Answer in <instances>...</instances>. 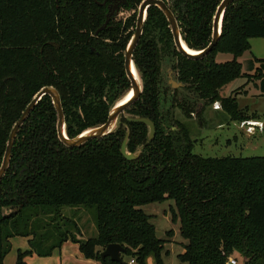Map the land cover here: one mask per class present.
Returning a JSON list of instances; mask_svg holds the SVG:
<instances>
[{
	"label": "trees",
	"instance_id": "trees-1",
	"mask_svg": "<svg viewBox=\"0 0 264 264\" xmlns=\"http://www.w3.org/2000/svg\"><path fill=\"white\" fill-rule=\"evenodd\" d=\"M141 1L120 0L131 15L105 24L112 0H0V164L13 124L45 86L60 95L69 138L106 121L130 89L124 50ZM163 1L185 44L205 48L221 0ZM253 37H264V0H235L213 49L203 58H187L177 51L164 14L150 6L132 56L142 81L139 98L120 114L112 133L79 147L59 140L57 113L44 95L19 127L0 181V264L15 236L29 244L17 250L16 264L34 253L50 256L67 240L101 264H120L101 260L109 243L123 246L122 254L136 264H146L149 256L165 264L167 241L156 236L141 206L167 200L174 203L171 221L187 241L177 255L181 262L224 264L237 252L243 264H264V156L194 154L189 127L175 118V109L188 120L216 102L230 119L248 118L234 95L220 91L244 75L238 58L250 51ZM218 53L232 57L220 62ZM253 63L264 93V59L253 57ZM170 71L183 86H171ZM127 117L150 119L154 137L148 141L147 125ZM126 131V150L140 148L133 160L120 153ZM65 206L91 213L95 235L81 239L79 217L63 215Z\"/></svg>",
	"mask_w": 264,
	"mask_h": 264
},
{
	"label": "rangeland",
	"instance_id": "rangeland-1",
	"mask_svg": "<svg viewBox=\"0 0 264 264\" xmlns=\"http://www.w3.org/2000/svg\"><path fill=\"white\" fill-rule=\"evenodd\" d=\"M130 15L131 12L120 9L116 19L124 21ZM251 43L253 49L261 47L264 52L263 42L261 46L255 41H251ZM231 57L228 53H218L216 60L221 62L230 60ZM252 60L251 52H244L238 58L244 75L230 81L220 91L223 97L230 95L236 97L238 107L241 110H245L248 115L247 119H230L229 115H226L221 110L219 102L204 107L202 110H200L201 106H199L200 114L198 116L193 114L192 118L188 120H186L180 110L175 109V118L189 127L190 138L194 141L192 153L203 157L264 156V93H262L258 85L256 86L258 75L255 72L256 64H252ZM170 205H174L173 200H167L162 203H150L141 206V208L150 215V221L155 226L156 231L161 232L160 236H163L167 241L162 253L163 261L166 264H187L181 262L177 257L179 253L183 252L181 242L186 243L187 241L181 237L177 230L179 223L171 221ZM75 211L80 213V238L87 239L94 236L95 226L91 213L82 207H77V210L67 206L62 208V213L65 216H71ZM173 228L176 230L174 235H165L169 230L174 233L175 230ZM10 243L11 247L4 257V264H16L17 247L18 249L21 247V251L28 248L26 247V240L20 236L10 238ZM232 256L236 258L237 264L244 263V257L239 253L235 252ZM37 258L42 257L26 255L22 260L23 262L26 260L27 264H33L39 260ZM121 258L124 263L130 260V256L125 254H122ZM146 264H154L152 256L146 259Z\"/></svg>",
	"mask_w": 264,
	"mask_h": 264
},
{
	"label": "water",
	"instance_id": "water-1",
	"mask_svg": "<svg viewBox=\"0 0 264 264\" xmlns=\"http://www.w3.org/2000/svg\"><path fill=\"white\" fill-rule=\"evenodd\" d=\"M234 1L235 0H221L220 1V3L218 4L215 10L214 16H213L211 41L205 48L194 50V49L189 48L183 41L181 34H180V29L178 27L177 20L173 12L171 11L169 5L165 1L163 0H142L138 6V12H137V17H136L134 32L132 33L130 39L128 40L125 50H124V68H125L127 78L129 79V82H130V89L128 90V92L123 98L116 101L114 105L110 108L106 121L99 126L84 130L83 132L79 133L73 138H69L65 132L64 112H63V108L61 104L60 95L57 89L54 88L53 86H45L41 88L32 97L31 101L27 104L21 116L13 124L10 130L8 140L5 146L4 154L2 157V161L0 164V181L3 175L5 174L7 167L9 165L12 146H13L16 134L19 130V127L27 119L31 110L34 108L37 102L44 95H48L52 100L55 111L57 113V123H56L57 135H58L59 140L67 147H79L90 139L104 137L112 133L115 130L120 114L123 113L127 107L133 104L139 98L142 92V81L135 67L132 56H133L134 49L137 46L139 39L141 37L143 24L146 18L147 9L150 6L157 7L164 14L169 24V28H170V31L173 37V42H174V45L177 51L183 56H186L187 58L200 59L206 56L216 45L220 37V33H221L224 12L226 8L228 7V5L233 3ZM114 7L117 8V5L115 4ZM109 18H110V15L108 14L105 24L109 21ZM104 26H101L97 30V32L102 30ZM54 45L57 47L56 44ZM134 71L137 73V77L134 75ZM169 77H170L169 83L171 84L172 87L176 88V87H180L184 85L181 82H176L175 80H173L171 78V75H169ZM129 94H130L129 98L126 99V97ZM127 120L130 122H140V123H144L145 125H147L148 141H150L154 137L155 125L150 119L146 117H127ZM127 139H128V131H126L124 139L121 143L120 153L122 154L124 158L128 160L136 159L140 153V148L136 152H133V153L128 152L126 150ZM160 234L161 232L156 231L157 237H159ZM124 252H125V248L121 246L120 244L109 243L100 251L99 256L101 260H104L105 258L108 257L111 261L121 264L122 263L121 254Z\"/></svg>",
	"mask_w": 264,
	"mask_h": 264
},
{
	"label": "crops",
	"instance_id": "crops-1",
	"mask_svg": "<svg viewBox=\"0 0 264 264\" xmlns=\"http://www.w3.org/2000/svg\"><path fill=\"white\" fill-rule=\"evenodd\" d=\"M250 43V52L253 57L259 58V59H264V52L260 48L253 49L251 41L258 42V44L264 43V37H253L249 39ZM261 42V43H260ZM260 80L258 79L256 82V86L259 85ZM77 210V208H71ZM79 211H75L72 216H75L77 219L80 217ZM80 220V218L78 219ZM80 225V221H79ZM178 227V232H179V225ZM174 229V228H173ZM175 230V229H174ZM176 233H173V235ZM26 240V247L29 248L28 240L27 238L23 237ZM183 244V242H181ZM23 246V245H22ZM26 248L25 250H28ZM17 250H21V247ZM34 254H31L30 257H32ZM38 256V255H37ZM41 257V256H38ZM39 259L38 261L34 262L33 264H101L100 261L92 259V258H86L84 257L83 253L79 250L78 243L72 242L70 240H67L61 244V246L58 249H55L50 256L42 257V258H37ZM4 263V261H3ZM165 263V262H164ZM24 264H27L26 260L24 261ZM129 264V261L126 263ZM136 264V263H133ZM166 264V263H165Z\"/></svg>",
	"mask_w": 264,
	"mask_h": 264
},
{
	"label": "flooded vegetation",
	"instance_id": "flooded-vegetation-1",
	"mask_svg": "<svg viewBox=\"0 0 264 264\" xmlns=\"http://www.w3.org/2000/svg\"><path fill=\"white\" fill-rule=\"evenodd\" d=\"M112 2H113V3H111L110 5H108V8H107V9H108L107 15H108V14L110 15L109 20H110L111 18L116 19L117 15H118V13H119V11H120V9L123 10L122 7H121V5L119 4V3H120V0H112ZM115 4L117 5V8L114 7ZM137 12H138V8H137ZM107 15H106V18H107ZM136 17H137V15H136ZM105 22H106V20H105ZM135 23H136V20H135ZM134 28H135V26H134ZM172 38H173V37H172ZM168 75H171V78H172L171 71L169 72ZM169 78H170V77H169ZM173 80H174V79H173Z\"/></svg>",
	"mask_w": 264,
	"mask_h": 264
},
{
	"label": "built area",
	"instance_id": "built-area-1",
	"mask_svg": "<svg viewBox=\"0 0 264 264\" xmlns=\"http://www.w3.org/2000/svg\"><path fill=\"white\" fill-rule=\"evenodd\" d=\"M135 263V260L134 259H130L129 260V264H133ZM224 264H237V260L234 256L230 255L226 258Z\"/></svg>",
	"mask_w": 264,
	"mask_h": 264
},
{
	"label": "bare ground",
	"instance_id": "bare-ground-1",
	"mask_svg": "<svg viewBox=\"0 0 264 264\" xmlns=\"http://www.w3.org/2000/svg\"><path fill=\"white\" fill-rule=\"evenodd\" d=\"M134 75L137 77V73L135 71H134ZM129 96L130 94L126 97V99L129 98Z\"/></svg>",
	"mask_w": 264,
	"mask_h": 264
}]
</instances>
